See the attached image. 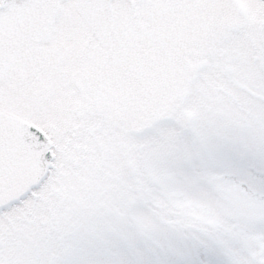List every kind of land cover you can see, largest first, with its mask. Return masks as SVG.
Returning a JSON list of instances; mask_svg holds the SVG:
<instances>
[{
  "label": "snow or ice",
  "instance_id": "1",
  "mask_svg": "<svg viewBox=\"0 0 264 264\" xmlns=\"http://www.w3.org/2000/svg\"><path fill=\"white\" fill-rule=\"evenodd\" d=\"M0 264H264V0H0Z\"/></svg>",
  "mask_w": 264,
  "mask_h": 264
}]
</instances>
